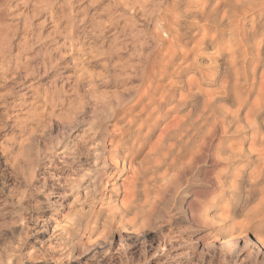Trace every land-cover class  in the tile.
<instances>
[{
    "label": "rangeland",
    "instance_id": "1",
    "mask_svg": "<svg viewBox=\"0 0 264 264\" xmlns=\"http://www.w3.org/2000/svg\"><path fill=\"white\" fill-rule=\"evenodd\" d=\"M7 1L0 60L18 71L0 85V264H224L190 210L212 188L209 164L183 176L136 232L84 229L112 192L114 175L102 188L115 171L102 142L129 127L118 118H136L170 89L156 28L170 0ZM245 234L235 264H264L255 232Z\"/></svg>",
    "mask_w": 264,
    "mask_h": 264
},
{
    "label": "bare ground",
    "instance_id": "2",
    "mask_svg": "<svg viewBox=\"0 0 264 264\" xmlns=\"http://www.w3.org/2000/svg\"><path fill=\"white\" fill-rule=\"evenodd\" d=\"M9 2L0 0V34ZM156 19L166 34L159 79L170 75V89L142 104L136 118H118L129 127L102 142L103 163L115 169L105 171L102 188L114 175L112 192L98 198L84 229L136 232L183 176L209 164L212 188L195 194L192 218L210 229L202 244L216 245L222 262L235 264L245 233L254 231L264 248V0H170ZM15 70L1 56L0 85ZM134 111L129 106L119 116Z\"/></svg>",
    "mask_w": 264,
    "mask_h": 264
}]
</instances>
